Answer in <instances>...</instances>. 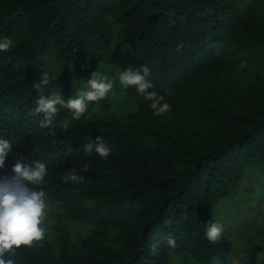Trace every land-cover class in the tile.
I'll return each mask as SVG.
<instances>
[{"label": "trees", "instance_id": "obj_1", "mask_svg": "<svg viewBox=\"0 0 264 264\" xmlns=\"http://www.w3.org/2000/svg\"><path fill=\"white\" fill-rule=\"evenodd\" d=\"M0 38L12 41L0 51V137L12 143L0 175L20 156L46 163L35 187L54 206L15 264L228 263L214 208L249 168L264 185V0H0ZM144 66L148 91L171 105L162 116L119 83ZM94 71L113 83L108 95L79 120L58 105L42 128L36 99L74 98ZM98 136L106 160L84 151ZM73 169L78 183L65 179ZM210 221L224 226L211 244Z\"/></svg>", "mask_w": 264, "mask_h": 264}, {"label": "clouds", "instance_id": "obj_2", "mask_svg": "<svg viewBox=\"0 0 264 264\" xmlns=\"http://www.w3.org/2000/svg\"><path fill=\"white\" fill-rule=\"evenodd\" d=\"M11 44L10 39L0 38V51H6ZM179 48L180 46L177 48L178 51ZM149 75L150 71L146 66L136 70L129 67L119 73L118 79L124 88L134 87L145 100L150 101L153 115L162 116L170 111L171 105L164 102L163 96L158 95L156 91H148L154 87L148 79ZM89 77L86 87L67 101L59 94L41 95L36 99L33 113L42 114L43 119L40 120L42 128L52 125L58 105L69 109L72 118L79 120L86 112L89 102L105 98L112 90L113 83L102 73L94 71ZM48 84L49 78L43 74L39 83L34 84L33 87L42 91ZM62 127L66 129L67 122H64ZM11 146L10 140L0 137V169L4 167ZM93 150L105 160L111 153L102 136L96 137L93 142L85 145V152L91 153ZM11 171L13 173L11 176H0V264H15L14 259L10 258L15 249L22 245L31 247L33 242L44 238L46 231L44 220L48 215L46 194L42 189L35 187L45 182L48 174L46 163L35 161L29 164L25 162L24 157L20 156L16 159ZM65 179L78 183L82 177L76 175L73 169ZM223 230L222 224L210 221L206 223L204 236L211 244L221 238ZM167 245L174 249L176 240L169 236Z\"/></svg>", "mask_w": 264, "mask_h": 264}, {"label": "rangeland", "instance_id": "obj_3", "mask_svg": "<svg viewBox=\"0 0 264 264\" xmlns=\"http://www.w3.org/2000/svg\"><path fill=\"white\" fill-rule=\"evenodd\" d=\"M116 88V84L114 85ZM121 89L118 85V88ZM116 91V90H115ZM121 94H114V108L121 109ZM2 176V175H0ZM257 170L249 168L241 182L230 188L228 198H223L214 208L219 222L227 227L231 253L227 264H260L264 250V185ZM48 203L45 225L53 223ZM79 230V229H78Z\"/></svg>", "mask_w": 264, "mask_h": 264}]
</instances>
